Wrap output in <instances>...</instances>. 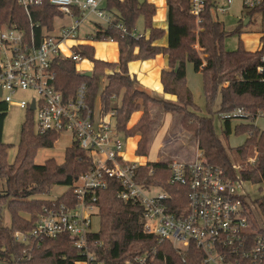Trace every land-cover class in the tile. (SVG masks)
<instances>
[{"label": "trees", "instance_id": "1", "mask_svg": "<svg viewBox=\"0 0 264 264\" xmlns=\"http://www.w3.org/2000/svg\"><path fill=\"white\" fill-rule=\"evenodd\" d=\"M166 4L167 28L164 30L153 23L156 12L154 3L147 0H106L104 10L111 13L112 25L106 28L98 25L89 38L115 41L118 60L96 58L91 43L74 44L72 50L93 63L91 74L85 76L83 72L77 71L75 61L70 57L57 58L53 61L56 88L63 97L68 98L75 94L81 83H85V100L92 107L100 79L105 77L106 82L99 95L100 112H109L112 109L111 99L120 95V104L114 107L116 129L124 138L137 134L140 136L135 148L138 155L147 154L152 120L144 107L134 124L128 126V122L131 114L140 108L137 99L145 97L148 101L159 103L166 112L182 113L181 124L193 132L205 160L222 168L226 178L264 182V130L253 123L256 111L264 109V70H257L260 65L264 67V61L261 60L264 55V35L257 50L245 49L241 41L236 49L227 50L223 46L227 33L211 12L215 0H206L199 23L189 12V0H166ZM247 12L249 15L264 12V3ZM58 15H61L60 12L48 0H42L27 9L16 0H0V27L16 24L29 30L31 22H39L47 29H52L54 17ZM139 17H142L147 32L135 38L130 35V31L135 28ZM118 22L123 23L127 33L116 26ZM239 29L235 31L239 32ZM164 35L166 44L157 43ZM195 35L201 50L193 46ZM159 53L166 56L168 67L160 74L162 90L174 96L173 101L147 96L138 89L136 77L128 71L130 61L144 60ZM187 61L192 63L194 71L201 73L206 115L198 114V107L186 83ZM217 95H220V103L214 110ZM236 107H242L250 114L241 118L245 119L244 122L234 126L236 134H247L235 151L243 157H246L249 148L255 147L257 151L255 161L239 170L234 169L229 148L215 133L213 126L214 114L229 112ZM7 110V103L0 100V178L5 179V189L0 192V210L5 208L10 214L9 225L3 224L0 215V256L4 258L5 264H82L80 262L84 255L74 247L72 239L66 234L37 239L28 248L26 244L14 241L13 232L31 230L37 214L44 208L62 202L72 203L75 197L74 179L88 170L92 160L85 150L72 141L65 148L62 163L49 158L43 164H35L33 157L36 151L42 147H52L59 134L36 131L33 111L26 109L29 114L20 128L14 159L9 162L7 150L11 144L2 141ZM223 120V134L227 136L231 132V118ZM168 164V160L146 161L138 165L136 177L138 182L157 186L169 193V208L175 211L186 201V188L169 182ZM53 184L69 185V189L54 199L35 197L37 194H47ZM118 186L116 181L110 180L108 187L98 192L99 228L88 234V249L98 260L104 264H125L132 257L148 252L153 253L149 264H201V253L193 244L186 250L178 249L168 241H159L154 235L144 233L142 207L117 198ZM252 203L258 212L264 213V194L252 199ZM249 213L251 216L252 209ZM260 230L264 231V228Z\"/></svg>", "mask_w": 264, "mask_h": 264}, {"label": "built area", "instance_id": "2", "mask_svg": "<svg viewBox=\"0 0 264 264\" xmlns=\"http://www.w3.org/2000/svg\"><path fill=\"white\" fill-rule=\"evenodd\" d=\"M25 9L42 0H16ZM69 23L47 29L39 22H31L25 30L16 24L0 27V100L12 103L19 90H31L36 95L20 99L16 105L33 111L34 128L41 133L63 131L73 133L75 141L92 160L88 170L75 177L74 201L70 204L44 208L35 218L31 230L13 232L14 241L30 245L41 238L68 235L84 259L82 264H104L88 249V234L92 231V217L97 215L98 192L108 187L109 181L118 183L116 197L142 207L143 232L159 241H168L174 248L188 249L193 244L201 253V264H264V231L255 228L250 218L246 192L237 190V181L226 178L222 168L208 163L202 152L194 159L172 160L168 164L169 182L186 188V201L170 211V194L154 185L137 180L139 164L122 155L123 136L115 125V111L101 114L95 103L89 107L85 97V83L73 96L65 98L55 85L53 61L81 56L72 50L64 55L60 49L65 41L76 39L78 30L88 14H94L106 28L112 25V15L100 6L99 0H48ZM237 1L247 11L258 7L264 0H224L215 2L213 10L226 14ZM206 0H189V12L200 22ZM54 17V20H55ZM31 20V19H30ZM116 26L127 33L123 23ZM130 35L142 34L134 30ZM264 61V55L261 56ZM258 71L264 70L261 65ZM31 102L33 109L29 108ZM250 113L236 107L221 114L223 118H243ZM264 116V109L256 111ZM114 119L111 122V119ZM152 172V169H150ZM247 203V205H246ZM251 219V220H250ZM153 254V253H152ZM151 253L136 255L125 264H149ZM0 264L5 260L0 256Z\"/></svg>", "mask_w": 264, "mask_h": 264}, {"label": "rangeland", "instance_id": "3", "mask_svg": "<svg viewBox=\"0 0 264 264\" xmlns=\"http://www.w3.org/2000/svg\"><path fill=\"white\" fill-rule=\"evenodd\" d=\"M224 0H218V3L223 2ZM106 0H102L100 6L105 7ZM212 15L214 18L218 19L224 26L226 31V36L223 39V46L227 50H234L238 47L239 42L241 41L242 46L247 50H257L261 46V37L264 35V12H253L248 14L247 10L240 6V4L235 1L230 5L226 14H218L212 10ZM249 17V21L244 23L245 19ZM96 23L103 24L104 22L99 19L94 14H88L84 18L78 30V37L69 41H65L64 45L62 44L60 49L64 55H69L72 50L68 47L74 45L72 43H77L80 41H92L89 38V34H92L97 27ZM239 32L235 30L237 28ZM135 30L141 34L143 31L146 32L144 28V22L142 17H139L135 23ZM196 33V30H195ZM198 37L195 35L193 37V46L197 50H201V47L198 45ZM95 49V54H98V58H102L103 53L98 52L101 43L98 40L92 41ZM68 45V47L66 46ZM101 51V50H99ZM97 57V56H96ZM105 59V58H103ZM204 63L203 59L201 58ZM91 67V61L86 58H81L78 61H75V68L79 72L88 71ZM185 68H187L186 80H188L189 86L191 88L192 100L194 104L198 107L197 112L201 115H206L207 111L205 108L204 96L202 91V76L199 72H194L192 70V63L186 62ZM106 82L105 77H102L99 82L98 91L96 94L95 102L99 100V95L104 87ZM138 89L144 91L147 96L154 99H161L155 95L145 91L137 84ZM31 95H36L31 90H19L17 91L12 98V103L8 104V110L3 122L2 130V141L5 143H10V147L7 150V160L12 162L16 154V148L20 139V128L23 121L28 117V112L24 108L18 107L15 103L20 99H29ZM120 96V95H119ZM113 96L111 99V107H117L120 104V97ZM164 100V99H162ZM137 101L141 104L139 110L134 111L129 119L128 126L134 124L138 118L141 116L144 107L148 111L149 118L152 120L150 125V135L147 143V154L138 155L135 152L137 142L140 136L134 135L126 137L123 139V149L122 155L124 158L128 159L131 162L141 164L146 161H165L168 160H192L197 155L198 144L194 137V134L191 130L186 128L181 124L182 113L166 112L157 102L148 101L145 97L138 98ZM220 103V95H217L213 109L216 110ZM100 104V101H99ZM139 112L137 119L134 120L135 116L133 114ZM225 113V112H224ZM220 113L219 115H213V126L215 133L219 138L224 142L225 146L229 148L228 153L232 165L235 170H239L242 167L247 166L255 161L256 157V148L252 147L248 149L246 157L243 155L237 154L235 147L241 145L247 134H236L234 132V126L245 119L241 118H232L231 123V132L225 136L223 134L224 120L222 119ZM134 120V121H133ZM114 119H111L113 122ZM131 121H133L131 123ZM247 121V120H246ZM253 123L260 129L264 130V116H257ZM73 133L70 131H63L59 134V138L54 142L52 147H42L39 148L34 157L33 161L35 164H43L47 159L54 158L58 163H62L64 160L65 148L71 145L73 141ZM237 181V190L245 191L247 199L249 201V208L252 209V214L250 218L254 221L256 228L262 226L264 227V213H260L256 210L255 205L252 203V199L261 196L264 194V182L261 183H252L248 180H236ZM79 181L73 182V185L78 184ZM5 189V179L0 178V192ZM69 189V185L63 184H53L50 186L49 192L47 194H37V198H49L54 199L59 195L63 194ZM1 219L3 224H10V214L5 208L0 210ZM250 219V220H251ZM99 228V218L98 215L92 217V231H97Z\"/></svg>", "mask_w": 264, "mask_h": 264}, {"label": "crops", "instance_id": "4", "mask_svg": "<svg viewBox=\"0 0 264 264\" xmlns=\"http://www.w3.org/2000/svg\"><path fill=\"white\" fill-rule=\"evenodd\" d=\"M100 3L102 0H99ZM142 1V0H139ZM149 2H152L156 5V12L153 16V23L155 26L160 27L164 30H166L167 28V4H166V0H147ZM218 0H215V2H217ZM213 8L211 9L212 12ZM69 23V18L68 17H55L54 20V26L58 27L59 25L62 24H67ZM96 27H98V25H100L101 27H103L101 24L96 23L95 24ZM104 28V27H103ZM135 32H137L135 30V28L133 29ZM147 32V31H146ZM145 31H143V34L146 33ZM94 33V32H92ZM139 33V32H137ZM90 35V34H89ZM93 41V40H92ZM92 41H80L77 43H84V42H88V43H92ZM101 43V46L99 48L98 52L103 53L104 56H102V60H106V61H117L118 60V48H117V44L115 41L112 40H98ZM77 43H72V44H77ZM157 43L164 45L166 44V35H164L162 38H160ZM64 45V43H63ZM68 47V45H66ZM69 48V47H68ZM97 56V57H96ZM95 57L98 58V54H95ZM105 58V59H103ZM93 67V63L91 62V67H89L88 71H91ZM167 58L164 54H156L155 56L151 57V58H147L144 60H132L128 63V71L129 74L131 76H135L137 81H138V85L141 86L142 89H144L145 91L155 95L156 97H159L161 99L164 100H170L173 101L175 100V97L169 94H166L163 92L162 90V86L160 83V74L161 71L163 69H167ZM192 70L193 66H192ZM194 72H199V71H194ZM200 73V72H199ZM201 74V73H200ZM187 75V68H185V78ZM186 83L189 87V89L191 90L188 80H186ZM192 92V91H191ZM100 107L99 104V100H97V102H95V108L98 109ZM112 110H114V108H112ZM139 115V112H135L133 114V116H135L134 120L137 119ZM137 116V117H136ZM133 120V121H134ZM131 121V123L133 122ZM145 163V162H143ZM141 163V164H143Z\"/></svg>", "mask_w": 264, "mask_h": 264}, {"label": "water", "instance_id": "5", "mask_svg": "<svg viewBox=\"0 0 264 264\" xmlns=\"http://www.w3.org/2000/svg\"><path fill=\"white\" fill-rule=\"evenodd\" d=\"M248 21H249V17H247V18L245 19L244 23H247ZM90 74H91V71H84V72H83V75H85V76H90ZM33 107H34V103L31 102V104L29 105V108H30V109H33Z\"/></svg>", "mask_w": 264, "mask_h": 264}]
</instances>
